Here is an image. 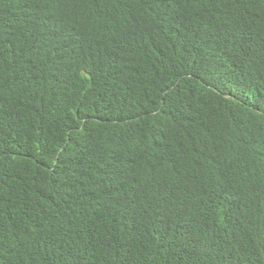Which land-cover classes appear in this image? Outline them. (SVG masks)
Returning <instances> with one entry per match:
<instances>
[{
	"label": "trees",
	"instance_id": "obj_1",
	"mask_svg": "<svg viewBox=\"0 0 264 264\" xmlns=\"http://www.w3.org/2000/svg\"><path fill=\"white\" fill-rule=\"evenodd\" d=\"M0 264H264L260 0H0Z\"/></svg>",
	"mask_w": 264,
	"mask_h": 264
},
{
	"label": "clouds",
	"instance_id": "obj_2",
	"mask_svg": "<svg viewBox=\"0 0 264 264\" xmlns=\"http://www.w3.org/2000/svg\"><path fill=\"white\" fill-rule=\"evenodd\" d=\"M195 1V0H194ZM260 3L262 6H264V0H260ZM219 20H225L229 23L232 24H236L239 21L237 20V18L233 15L230 14H225V15H214V14H210V15H200L198 16L196 19L194 20H188L187 21V29H188V34L194 32V29L196 26L201 25L203 23L206 22H218ZM156 26H157V30L156 32L158 34H164V33H170V34H181L183 36H186L185 34H183V28H180L176 25L175 20L173 19L172 16H163L161 18H159V20L156 21ZM110 24L109 22L106 23H102L99 22L97 25H95L92 29V35H93V39L95 40V42L101 40V39H109L108 38V28H109ZM149 29V28H148ZM139 30H147V29H138ZM150 30V29H149ZM148 31V30H147ZM67 37V28L66 26L64 27L63 24V28H62V32H61V36L65 42V35ZM185 38V37H182ZM66 43V42H65ZM199 48L194 44L193 40L191 42L188 43V45L183 49V53L181 54V56L178 58L180 60H183L185 58V53L188 54H193V55H198L199 53Z\"/></svg>",
	"mask_w": 264,
	"mask_h": 264
}]
</instances>
